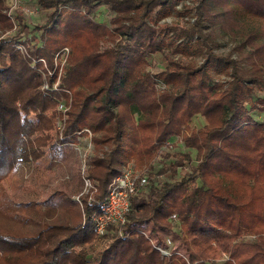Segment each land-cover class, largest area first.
<instances>
[{"label": "trees", "instance_id": "trees-1", "mask_svg": "<svg viewBox=\"0 0 264 264\" xmlns=\"http://www.w3.org/2000/svg\"><path fill=\"white\" fill-rule=\"evenodd\" d=\"M37 1L48 12L34 28L43 46L33 44L24 56L3 51L0 39V264H83L63 243L97 239L70 219L64 199L18 204L3 186L19 163L43 156L45 132L54 128L44 114L34 126L23 123L22 67L32 59L52 67L63 47L66 66L51 93L67 107L58 143H75L83 128L92 133L86 174L97 192L93 204L81 200L83 211L98 209L123 166L148 169V190L132 199L124 225L108 227L111 243L86 263L264 264V121H257L264 108V0H191V8L188 0ZM63 3L70 8L59 12ZM4 9L0 0V35L12 28ZM191 12L187 24L164 20ZM16 17L19 42L29 19L18 11ZM224 33L234 39L225 55L215 52ZM157 56L162 63L153 71ZM35 133L41 135L30 139ZM174 145L182 151L155 172L161 179H150L153 160L170 157ZM57 209L64 221L53 220ZM172 214L183 253L162 257L149 238L157 228L172 230ZM149 222L146 237L140 227ZM119 229L129 234L121 238Z\"/></svg>", "mask_w": 264, "mask_h": 264}, {"label": "rangeland", "instance_id": "rangeland-1", "mask_svg": "<svg viewBox=\"0 0 264 264\" xmlns=\"http://www.w3.org/2000/svg\"><path fill=\"white\" fill-rule=\"evenodd\" d=\"M28 1L33 2L34 0H27V2ZM186 3L190 8L194 4L191 0L186 1ZM62 8L68 9L70 7L68 3L60 4L58 6L59 12ZM18 12L21 13L20 10ZM106 14L107 13L105 11L100 12L98 17L99 21ZM192 14L193 12L184 17L170 15L164 20L168 23L177 22L179 24H187L192 20ZM47 15V10L41 8L39 14L28 17L29 20L26 21L28 23H25L26 31L24 30L25 32H23L24 36L19 37V42H16L18 39L13 38V35H15L20 28V24L15 15V24L17 27L14 29V23L10 20L12 25L10 31L0 35L1 43L3 42L2 50L8 51V49L13 48L16 51H19L16 48L21 45L23 47V51H25L22 54L25 56L29 54L28 48L33 44L38 43V47L43 46V42H39L38 39L40 33L37 32V30L35 31L34 28L37 25L43 24ZM216 41L219 43V46L216 48L215 52L223 55L227 54L234 44V39L227 33L219 36ZM109 45V43H103L102 48ZM63 48H60L53 54L52 67H49L47 62L41 59H32L31 63L22 67V78L20 80V84L24 87V90L19 95L18 106L23 123L34 126L37 121V115L44 114L53 121L54 128L51 131L45 132L50 139L47 141V146L41 150L43 151V156L36 160H29L26 163H19L16 166V171L11 179L5 181L3 186L7 197L12 202H16L18 204L26 202L43 204L45 201V203L50 204L56 199L59 201L64 199V209L71 212V214H69L70 219L77 222L81 221L82 225L83 206L81 208L80 204L75 200V197L83 190L80 170L81 160L77 153H75L74 149L70 146L71 143L63 145L58 143L57 138L63 137L61 136L60 121H64L66 119L65 112L67 109L64 110V108H61V105L66 107L64 99H57L51 94L52 91H58L60 89L59 78L64 72L67 57L64 60V55L60 54L58 57L57 53H59ZM194 59L197 62H200L201 60L200 57H195ZM35 62L39 64V68H36ZM161 63V57L157 56L156 60L150 66V69L157 71L156 64L161 65ZM49 79H54V81L50 83ZM156 87L161 89L164 88V86L160 83H157ZM262 96L263 95L261 93L258 94V97ZM260 110L262 111L258 113L257 121L262 122L264 121V108H261ZM194 121H196V124L200 125V122L202 123L203 120L202 118H197ZM39 135L41 134L35 133L30 139L38 137ZM27 138L28 137H24V139ZM77 142L78 140L75 141V143ZM180 151H182L181 146L174 145L173 149L169 152L171 155L170 157L164 156V152L159 154L153 160L154 171L151 175L154 176L150 177L149 175L150 179H161V177H157V175H155V172L159 171L162 166H168L171 162H173L176 159L174 153H178ZM181 173H178L176 178H178ZM84 198L85 197H81V200ZM66 218L67 214H65L61 209H57L53 220L64 221ZM151 227L152 224L149 222L140 227V229L149 233ZM173 228L171 231H162L157 228L154 242L159 241L160 246H165L167 244V239H169L172 243V250L183 253L179 237L180 230ZM111 241L112 239L110 234H105L103 237L97 238L91 244H82L77 237H74L70 241L63 243L62 246L66 250H73L76 252V254H78L77 257L83 261V264H87V256L99 257L100 253L109 246ZM223 257L225 258V256ZM220 262L221 261L217 262V264H220Z\"/></svg>", "mask_w": 264, "mask_h": 264}, {"label": "built area", "instance_id": "built-area-1", "mask_svg": "<svg viewBox=\"0 0 264 264\" xmlns=\"http://www.w3.org/2000/svg\"><path fill=\"white\" fill-rule=\"evenodd\" d=\"M4 7V13L9 20L14 23V29L17 27L15 24L16 11L20 10V12L28 18L39 14L41 9L37 0H34L33 2H27V0H4ZM16 49H18L21 53L25 52L23 51V47L21 45H19ZM68 52V48L65 47L57 53V56L59 57L60 54H63V59L65 60L68 56ZM61 108H64V110L67 109L64 105H61ZM77 134L79 135L77 138L78 142L71 143L70 146L74 149L75 153H77L81 160L80 170L83 190L75 197V200L82 208L81 197H85L89 204L94 203L93 196L97 192V186L93 180L87 178L86 174L87 157L93 149L91 140L92 133L88 128H83ZM148 187V169H137L132 164L123 166L109 184L107 193L98 209L92 211L90 214H86L82 209L83 228L93 229L96 237L101 238L106 234L109 226L112 225L119 228L124 225L127 221V214L132 210V199L142 196L148 190ZM170 221L174 226L173 229H181L180 223L178 222L175 214L170 216ZM142 232L146 237H149L148 233L145 231ZM128 234L129 231L123 232L121 229L117 231V235L121 238H125ZM149 240L155 245L156 250L159 251L162 257H169L172 253H174V250H172V243L169 239H167V244L165 246L156 245L157 242H154V239L149 238Z\"/></svg>", "mask_w": 264, "mask_h": 264}]
</instances>
